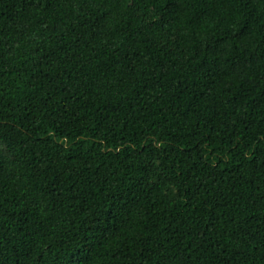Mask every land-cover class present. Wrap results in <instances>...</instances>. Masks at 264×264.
Segmentation results:
<instances>
[{"label":"trees","instance_id":"16d2710c","mask_svg":"<svg viewBox=\"0 0 264 264\" xmlns=\"http://www.w3.org/2000/svg\"><path fill=\"white\" fill-rule=\"evenodd\" d=\"M262 22L0 0V264H264Z\"/></svg>","mask_w":264,"mask_h":264},{"label":"snow or ice","instance_id":"6c2138e0","mask_svg":"<svg viewBox=\"0 0 264 264\" xmlns=\"http://www.w3.org/2000/svg\"><path fill=\"white\" fill-rule=\"evenodd\" d=\"M181 2V0H166V3L170 6H172L173 8L176 6L177 3ZM231 2L239 5L240 3H246L247 0H231ZM262 6H264V0H262ZM264 23V22H262ZM251 28V21H248V27H245V25L243 23H241L240 28L237 29V31L240 32L241 36H244V34L248 31H250ZM241 29H243V31H241ZM261 103H264V97L261 98Z\"/></svg>","mask_w":264,"mask_h":264}]
</instances>
